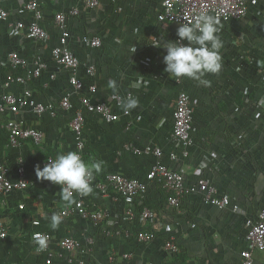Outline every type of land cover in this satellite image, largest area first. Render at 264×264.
<instances>
[{"label": "crops", "instance_id": "1", "mask_svg": "<svg viewBox=\"0 0 264 264\" xmlns=\"http://www.w3.org/2000/svg\"><path fill=\"white\" fill-rule=\"evenodd\" d=\"M25 1L6 3L10 18L0 19V101L7 91L22 92L20 85L5 87L10 73L5 65L9 52L18 51L30 60L42 56L48 61V68L29 82L37 100L49 101L72 93V101L78 108L80 97L86 95L122 115L120 121L107 123L84 111L85 159L102 161V170L96 175L98 180L119 173L146 181L154 158L124 150L123 146L130 143L143 148L158 144L168 152L174 148L173 110L178 93L185 90L195 109L194 145L187 158L179 156L178 160H171L166 156L163 160L172 168L182 169L189 184L196 183L201 176L210 178L221 192L230 195L239 209H219L204 202L200 194L184 197L179 207H173L168 204L162 186L149 182L147 194L137 202V210L147 206L153 210V218L145 220L137 213L130 220L125 216L122 198L113 192L111 197H104L93 190L88 199L108 211L107 220L92 222L74 215L64 217L59 228L53 230L46 217L59 214L68 203L61 198V186L38 179L35 169L38 164L42 168L48 156L55 158L59 153L74 151L70 123L75 109H59L57 116L46 113L41 117L28 107L17 115L5 111L0 113V163L8 164L13 180L18 178L17 169L23 163L29 185L0 199V219L8 229L6 239L0 240V264H47V254L38 252L32 239L37 229L35 220L41 222L40 227L52 230L51 249L55 252L59 241L68 235L80 240L92 236L95 240L89 258L79 253L55 255L51 264H81L82 259L83 264H241L246 221L256 219L264 207V74L254 80L256 83L243 82L241 71L235 70L226 77L221 72L213 74V78L204 76L207 84L187 77L170 78L164 71L166 48L152 43L162 45L175 40L178 28L157 20L155 10L160 0H102L94 9L84 7L80 0H41L42 24L48 38L40 43L32 41L26 29L13 26L18 20H30L22 10ZM74 5L79 6L80 14L69 18V46L83 63L77 73L85 82L84 89L78 92L69 83L70 71L58 68L51 58L60 36L55 14ZM260 11H264V0L259 6H252L245 18L223 23L219 35H226L230 54L245 53L246 44L242 41L240 44L237 30L250 26ZM84 34L101 37L103 46L92 48L82 43ZM235 39L237 45L231 43ZM261 55L264 59V50ZM85 64L97 66L93 77L86 75ZM52 73H56V78L50 77ZM109 80L117 82L115 91L108 87ZM137 82L140 86L132 87ZM90 85L96 86L95 92ZM247 87L253 88L252 92L248 93ZM130 93L139 98V105L130 116H124L115 96L122 95L124 100ZM10 118L42 130L44 143L37 145L25 139L17 146L11 145L5 126ZM106 229L111 231L110 235L104 232ZM142 230L155 232L157 238L152 242L138 241L136 233ZM169 235L179 245L177 255L165 248ZM185 255L192 257L184 261ZM255 264H264V250L255 251Z\"/></svg>", "mask_w": 264, "mask_h": 264}, {"label": "built area", "instance_id": "2", "mask_svg": "<svg viewBox=\"0 0 264 264\" xmlns=\"http://www.w3.org/2000/svg\"><path fill=\"white\" fill-rule=\"evenodd\" d=\"M11 0H0V19L8 20L10 12L6 7V3ZM82 5L88 9L97 8L102 0H80ZM261 0H160L159 6L155 10L157 20L163 24H175L177 28L182 23L194 21L196 15L201 11H207L213 15L219 14L222 24L232 20L245 18L250 8L259 6ZM23 12L29 15V21L18 20L13 26L26 29L29 37L36 43L44 42L48 38V31L43 26L44 18L41 0H27L22 7ZM80 8L78 5L70 7L67 11H59L55 14L54 21L59 30V42L52 48L51 58L58 68L70 71L69 83L76 92L81 91L85 87L84 80L79 77L78 69L83 64L80 58L73 52L69 46L71 32L69 29V18L78 16ZM176 39H178L176 34ZM175 39V40H176ZM81 42L91 46L92 48H100L103 46L102 38L84 34ZM186 43V42H185ZM5 65L10 69V73L6 78L5 87L11 88L13 85L22 86V92L7 91L3 93L0 101V113L10 111L17 115L21 109L28 107L32 113L41 117L48 113L51 116H57L58 110H73L75 113L71 119V128L74 135L75 148L83 159L86 153V136L85 124L86 118L84 111L98 115L107 123L120 121L122 115L114 111L104 102H95L89 96L83 95L79 99L80 106L75 108L72 101V93H66L59 99L49 101H39L33 95V90L29 82L42 75L43 71L48 68V61L42 56H35L30 60L18 51H11L8 54ZM31 66V68H29ZM85 73L88 77H93L97 72L95 64H85ZM56 78V73L50 76ZM92 92L96 91L95 85H90ZM123 101L122 95L115 96L117 106ZM124 116H130V113ZM194 117L195 109L192 105L191 96L185 90H181L175 101L173 110V128L171 139L174 143L170 151H166L158 144H149L143 148L133 144L126 143L124 150L132 151L138 155L152 156L154 161L147 172V180L141 181L137 178L128 177L119 173H110L104 179L95 176L92 182L93 190L98 191L104 197H111V192L117 194L125 203V216L133 220L137 213L141 218L149 220L153 218L154 212L147 206H143L141 210H137V202L145 197L148 191L149 182H158L167 194V202L170 206L179 207L184 197L200 194L204 202L218 207L219 209L232 208L234 211L239 209L234 204L230 195L219 190L217 185L206 176H201L196 183L189 184L186 181L185 173L182 169H175L164 162L167 156L171 160H178L179 156L187 158L190 156L191 148L194 145ZM129 122H127V125ZM9 132V142L13 146L19 145L22 140L31 139L35 144L42 145L45 140V133L35 127L26 126L25 122L16 118H10L6 124ZM53 158V157H52ZM48 160V159H47ZM47 160L44 162H47ZM18 178L13 180L9 177V166L6 163H0V199L5 194L14 190H25L29 185V179L26 174V168L20 163L17 169ZM23 207V205H20ZM64 217L79 216L80 218L92 221L103 222L107 220L109 213L106 209L100 208L97 204L88 199V195L81 196L74 193V199L71 204H67L61 210ZM37 226L32 234H40L47 237V248L38 252L47 254V264L52 263L55 255H64L71 253H79L86 259L91 256L92 247L95 240L92 236H88L84 240H80L74 236H65L59 241V249L57 252L51 249L53 234L49 227H40L39 220L33 221ZM246 246L241 251V264H255V251L264 250V207L259 212L256 219L249 218L246 221ZM107 235L111 231H104ZM8 229L4 221L0 219V240L6 239ZM157 238L155 232L151 230H142L136 233V239L140 242H152ZM34 241V240H33ZM35 243V242H34ZM166 250L177 255L180 251L179 245L175 238L169 235L165 240ZM127 257V255H125ZM84 259L79 263L83 264ZM101 264V263H96Z\"/></svg>", "mask_w": 264, "mask_h": 264}, {"label": "clouds", "instance_id": "3", "mask_svg": "<svg viewBox=\"0 0 264 264\" xmlns=\"http://www.w3.org/2000/svg\"><path fill=\"white\" fill-rule=\"evenodd\" d=\"M222 28L219 14L213 15L201 11L194 21L182 23L178 27V39L163 42L162 45L152 43L154 46L166 48V55L163 57L166 65L164 71L170 78L177 80L187 77L200 83H209L203 77L209 73L218 74L224 64L221 51L224 41L219 35ZM139 86L138 82L132 84L134 88ZM108 87L115 91L117 82L109 80ZM138 105L139 98L130 93L120 106L127 115ZM101 170L102 161L87 162L78 151L59 153L55 158L48 156L45 165L41 168L38 164L35 169L38 179L48 180L61 186V198L68 204L73 202L74 193L86 196L93 191L92 182ZM46 218L49 219L50 227L56 230L61 225L64 215L54 213ZM33 240L38 251L46 250L48 246L46 236L35 234Z\"/></svg>", "mask_w": 264, "mask_h": 264}, {"label": "rangeland", "instance_id": "4", "mask_svg": "<svg viewBox=\"0 0 264 264\" xmlns=\"http://www.w3.org/2000/svg\"><path fill=\"white\" fill-rule=\"evenodd\" d=\"M256 14L257 18L249 23L250 26L242 27L237 30L238 35L236 36L239 37L240 44H246L245 53L240 55L237 54L235 56L230 54V51H228L226 47V35H222L221 37L224 41V47L221 50L224 64L220 72L225 75V77L227 74H231L234 70L241 71L240 78L243 82L256 83L254 80H258L264 74V59L261 58L263 56L261 55V52L264 50V11L257 12ZM233 42L237 45L236 39L232 40L231 43ZM231 43L229 44L231 45ZM213 77V74L209 73L206 74L204 78ZM191 81L199 82L194 79H191ZM252 90L253 88L251 87H247L246 89L248 93L252 92Z\"/></svg>", "mask_w": 264, "mask_h": 264}, {"label": "trees", "instance_id": "5", "mask_svg": "<svg viewBox=\"0 0 264 264\" xmlns=\"http://www.w3.org/2000/svg\"><path fill=\"white\" fill-rule=\"evenodd\" d=\"M190 257H192L191 255H185V256H183V260L185 261L187 258H190Z\"/></svg>", "mask_w": 264, "mask_h": 264}]
</instances>
